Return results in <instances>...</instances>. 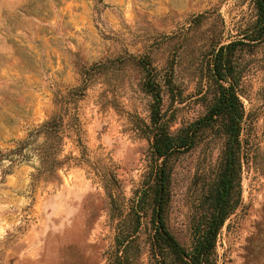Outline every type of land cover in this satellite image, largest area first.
<instances>
[{"label":"rangeland","instance_id":"obj_1","mask_svg":"<svg viewBox=\"0 0 264 264\" xmlns=\"http://www.w3.org/2000/svg\"><path fill=\"white\" fill-rule=\"evenodd\" d=\"M255 1L0 0V152L32 139L24 158L0 163V264H157L147 182L162 160L150 149L142 63L162 83L172 73L161 111L175 132L205 114L211 48L235 41L247 44L235 51L243 109L235 209L218 234L214 264H264V41L250 39ZM200 88L208 92L203 104ZM60 114L62 142L48 171L45 135L29 134ZM225 141L215 124L192 151L168 161L164 221L186 247Z\"/></svg>","mask_w":264,"mask_h":264},{"label":"trees","instance_id":"obj_2","mask_svg":"<svg viewBox=\"0 0 264 264\" xmlns=\"http://www.w3.org/2000/svg\"><path fill=\"white\" fill-rule=\"evenodd\" d=\"M258 13V30L250 37L252 41H264V0H256ZM242 41L231 42L227 45H214L211 48L207 61L208 91H212L208 105L205 106L203 117L190 123L188 126L170 132L168 121L161 111L163 86H168L170 78H160L149 62L142 64L145 73L142 89L152 100L150 110V131L152 135L151 153L154 162L162 160L161 166H150V177L147 182V194L152 197L153 213L152 226L153 235L151 245L157 264H214L216 240L226 219L233 213L235 203L233 194L235 188L236 166H239L238 153L240 149L241 122L243 120V109L236 94V88L240 82L241 71L238 68V59L235 51L238 47H245ZM227 84V86H225ZM85 89L84 86L77 87L70 92L72 97L80 96ZM197 102L204 103L208 92L200 88ZM63 115H56L45 122L37 131L29 134V137H36L39 134L45 135V142L40 147V158L43 169L54 171L56 166V155L62 142L61 126ZM215 124H219L225 136V147L223 151V162L220 167L218 178L210 187L208 192L199 202V219L193 226L191 243L187 247L182 245L167 229L164 221V212L169 199V184L171 171L168 169L170 157L183 155L192 151L200 142L202 134ZM35 132V133H34ZM29 138L16 143L15 149L7 152H0V163L14 162V158H24V150L29 146ZM4 176V173H2ZM145 197H139L137 206L143 203ZM135 216H138L135 212ZM136 222L133 233L138 228ZM131 236L121 241V245L128 248L132 243ZM126 244V245H125ZM113 264H118L114 259ZM126 258L123 264H128ZM120 264V263H119Z\"/></svg>","mask_w":264,"mask_h":264}]
</instances>
